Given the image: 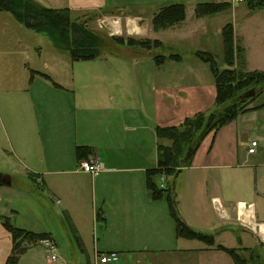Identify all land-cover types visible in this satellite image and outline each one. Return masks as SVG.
<instances>
[{"label":"crops","instance_id":"1","mask_svg":"<svg viewBox=\"0 0 264 264\" xmlns=\"http://www.w3.org/2000/svg\"><path fill=\"white\" fill-rule=\"evenodd\" d=\"M36 1L51 8H68L75 17L96 20L99 27L102 26L98 19L116 18L120 37L122 23L126 38H146L151 25L149 21L143 25L141 15L124 10L134 1ZM2 13L0 23H7L21 37L10 50L0 45V57H10L0 59V79L7 70L12 74L7 85L0 84V116H4L0 117V124L8 126V131L5 126L4 129L9 143V162L0 174L10 178L9 185L0 184V189L5 186L10 192L4 204L0 197V264L6 263L13 247L11 234L2 224L4 217L16 227L47 234L63 264H99L96 256L111 252L118 254L115 264H190L189 256L216 257L218 252L225 253L207 246L195 250L180 246L179 241L186 239L176 236L166 200H154L145 186L146 170L157 165L156 128L177 126L196 113L213 110L216 87L209 66L195 55L197 62L189 73L178 76L165 71L170 66L165 59L160 64L133 59L131 75L124 71L111 75L109 70L125 69V63L122 59L107 61L104 54L101 59L79 61L86 69L74 62L73 74L67 75L65 54L61 59L55 58L59 54H53L43 61L48 73L42 72L37 69L34 46L38 53L51 50L35 45L25 37L28 31L35 32L19 24L11 14ZM135 28L139 32L132 33ZM204 73L210 78L202 76ZM238 135V125L233 120L215 134L207 135L190 165L181 168L172 179L156 178L160 187L171 189L176 209L180 202L177 211L188 225L189 170H205L208 174L213 171V178H221L222 197L212 195L210 203L225 225L240 219L238 206L242 204L251 209L256 229L264 225V220H257L254 201L224 197L227 175L234 181L243 158L237 149ZM77 146L92 148L88 160L100 165L99 172L79 170ZM256 153L257 150L248 154L246 149L244 157ZM258 162L255 160L252 165H260ZM35 190L42 193L41 202ZM16 200L21 205H14ZM259 232L258 238L264 243V233ZM36 245L41 244L33 246ZM33 246L19 257L17 264H40L31 258L33 254L29 255Z\"/></svg>","mask_w":264,"mask_h":264},{"label":"rangeland","instance_id":"2","mask_svg":"<svg viewBox=\"0 0 264 264\" xmlns=\"http://www.w3.org/2000/svg\"><path fill=\"white\" fill-rule=\"evenodd\" d=\"M127 1H134L136 3L131 7H125V9H123L141 15L145 21L143 25H145L147 21L151 24V17L159 7L173 3L184 5L185 19L180 24L166 29L154 30L152 25H150L146 38L152 41L158 40L162 44L160 47H154L151 50L122 47L120 44H117L112 40L113 37H120L117 33L110 34V32H108L114 30V22L117 23L116 18L107 17L106 19H98V22L101 23L103 28L98 26L96 20H91L88 27L101 38V51L103 55L106 54L105 58L107 61L122 59L125 63V69L124 67H114L112 69L113 72H111V70L108 71L109 74L112 75V73L117 74L120 71H124V74L131 75L134 69V63H131L133 59H139L144 62L146 60H154L157 56H162L165 61L167 60V65H170L167 66L165 70L168 71V74L175 73L178 76H183L186 73H189V69L194 66L195 62H197L195 57V52L197 51H204L212 54L218 67L223 69L226 67V64L224 61L222 30L227 24H231L233 29V50L236 60L234 66L239 67L240 63L237 62V58H241L243 65L241 64L240 68L244 71H264V8L251 9L245 1L236 2L233 0H121V3ZM206 2L229 3V6L213 15L198 16L195 9L196 5L198 3ZM42 3L47 4L48 2L43 0ZM114 13L116 12H113V14ZM2 14L4 16H10L7 12ZM121 25L123 27L122 36L126 38L124 30L125 25L124 23ZM8 26L9 25L5 22L0 23V45L7 50H10L21 36L16 35L12 28H9ZM25 37H28L29 39L31 38L35 45H41L44 48H49L51 50L38 53L37 48L34 46L33 55L37 63L36 65H38L37 69H40L39 71L48 73L44 67L43 61L52 58L51 56H55L53 54H59L55 57L57 59H61L63 56L62 54H65L66 64L64 73L67 75L73 74L72 65L75 64L74 62L79 61H71L66 51L55 49L52 46L50 39L45 34L31 33L28 31ZM128 37L141 38L136 35H129ZM171 55H178L181 59L179 61L174 60L170 58ZM8 58L10 57H0V59ZM13 59L18 58L14 57ZM76 64L78 65L75 66L81 64V66H83L82 69H86L84 63L79 62ZM86 73L87 70L83 72V74ZM5 74L6 75H2L0 84L7 85L9 83V79L12 75L10 74V70H7ZM74 75L77 76V69H75ZM202 76L210 78L205 73ZM250 89L253 88H249L248 90ZM248 90L246 92H248ZM263 104L264 88L262 92L258 93L250 105L254 107ZM209 113L210 112H206V114ZM0 117L3 118L4 116L1 115ZM235 121L239 130L237 149L239 156H243V158L239 160L241 165L236 169L234 181L230 180L227 175L225 183L226 192L224 197L231 195L234 200L239 199L246 202L254 201L258 215L257 220H264V106L259 108V110L240 113ZM4 126L8 131V126L6 124H0V169L5 163L7 164L9 162V143ZM252 139H256L259 143L257 153L255 155L244 157L247 146ZM255 160H258L260 165H252ZM212 174L213 171L208 174L205 170L202 172L189 170V225L186 222L185 223L195 231L212 235L214 243L212 246H209L198 240L186 239L180 240L179 245L188 246L193 250L206 246L207 249L217 250L215 245L220 244L225 247L237 249L239 256L246 261V264H264V243L258 238V234L260 233L259 230H261L260 228L263 224L259 225V229L253 228L255 227V224L251 217V209L246 208L244 206L245 204L238 206V212L240 211V208L244 206L249 210V215L247 217H244V215L241 214V216L239 215L240 219L237 221H227L229 226H226L227 224L225 225L219 220L218 214L214 213L212 210L210 197L212 195L222 197L223 189L221 178H213ZM169 178L172 179L171 176L167 179L169 180ZM8 190L9 189L5 186L0 189L2 204L6 202L5 197H9L8 195H10ZM35 192L40 194L39 202H41L43 196L42 193L38 190H35ZM16 204L21 205V202L16 200L14 205ZM179 209L180 202L177 205V210ZM181 209L183 211L186 210L184 203L182 202ZM235 216L237 217V213ZM247 226L248 228L252 227V229H248ZM42 240L39 241L41 245L33 246V249L30 250L29 255L33 254L31 255V258L38 261L40 264H63V261L61 260H58L59 262L52 261L51 255L45 249L46 247ZM57 244L58 246L61 245L59 242H57ZM218 254L219 255L216 257L213 254L189 256V262L190 264H230V262L233 261L232 258L230 260L226 255V252H218ZM56 255L58 254L56 253ZM217 259H219V261ZM63 260L65 261L64 257Z\"/></svg>","mask_w":264,"mask_h":264},{"label":"trees","instance_id":"3","mask_svg":"<svg viewBox=\"0 0 264 264\" xmlns=\"http://www.w3.org/2000/svg\"><path fill=\"white\" fill-rule=\"evenodd\" d=\"M249 8H264V0H243ZM242 1V2H243ZM229 3H198L196 14L198 16L213 15L226 9ZM0 12H7L22 26L35 33L45 34L52 45L62 51H66L72 61H90L101 59V38L89 29L88 20L84 16H73L68 8L47 7L36 0H0ZM185 19V7L183 4L173 3L161 6L153 14L151 25L154 30L166 29L180 24ZM224 42V61L226 67L220 69L212 54L197 51L195 55L205 62L214 77L216 97L213 110L209 113H196L186 118L180 125L157 127V165L145 172V186L154 200L165 199L170 216L175 221V234L178 238L198 240L209 246L214 243L213 236L195 231L190 228L180 217L169 187H160L156 178H168L174 176L181 168L189 166L193 154L198 149L202 140L210 133L215 134L221 127L235 120L240 113L256 110L264 106L250 104L258 93L264 88V71H244L242 59L235 67L233 50V29L227 24L222 30ZM117 44L127 45L133 48L151 50L160 47L158 40L135 37H113ZM170 58L179 60L180 56L171 55ZM157 64L164 61V57L154 58ZM249 88L255 90L253 97L245 98L243 95ZM251 90V89H250ZM243 91V92H242ZM249 91V90H248ZM242 92V93H241ZM168 141L169 144H165ZM93 150L89 146H77L76 158L80 162L88 160ZM2 224L11 234L12 252L5 264H17L19 257L27 248L47 238V234H36L14 226L9 218H1ZM217 250L226 252L234 264H246L235 248L215 245Z\"/></svg>","mask_w":264,"mask_h":264},{"label":"built area","instance_id":"4","mask_svg":"<svg viewBox=\"0 0 264 264\" xmlns=\"http://www.w3.org/2000/svg\"><path fill=\"white\" fill-rule=\"evenodd\" d=\"M236 2H242L243 0H233ZM258 143L257 141H251L247 147L248 154H254L257 150ZM79 170L81 172L95 174L101 170L100 165L91 160H82L79 162ZM45 249L50 253L52 261H58V256L56 255V246L55 244L47 237L42 240ZM97 261L99 264H115L118 261V254L115 252L107 254H98Z\"/></svg>","mask_w":264,"mask_h":264},{"label":"water","instance_id":"5","mask_svg":"<svg viewBox=\"0 0 264 264\" xmlns=\"http://www.w3.org/2000/svg\"><path fill=\"white\" fill-rule=\"evenodd\" d=\"M255 95V90L251 89L248 92L244 93L245 98L253 97ZM0 184L9 185L10 178L8 176L0 174Z\"/></svg>","mask_w":264,"mask_h":264},{"label":"bare ground","instance_id":"6","mask_svg":"<svg viewBox=\"0 0 264 264\" xmlns=\"http://www.w3.org/2000/svg\"><path fill=\"white\" fill-rule=\"evenodd\" d=\"M119 26L116 27V23L115 25L113 26L114 30L112 32L114 33H118V28ZM139 32V29L138 28H135V31H133L132 33H137ZM244 205V204H243ZM245 206V205H244ZM244 206L241 207V211H242V214L244 215V217H247L249 215V210L246 209ZM248 208V206H247ZM250 225V224H249ZM255 228V227H254ZM259 229V227H257ZM261 233L263 234L264 233V227H261Z\"/></svg>","mask_w":264,"mask_h":264}]
</instances>
